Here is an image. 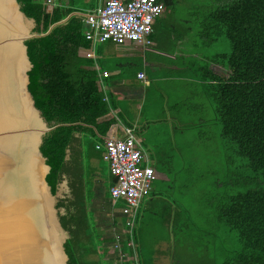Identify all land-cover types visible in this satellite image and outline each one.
<instances>
[{
  "label": "trees",
  "instance_id": "obj_1",
  "mask_svg": "<svg viewBox=\"0 0 264 264\" xmlns=\"http://www.w3.org/2000/svg\"><path fill=\"white\" fill-rule=\"evenodd\" d=\"M18 1L26 16L36 21L37 33L48 32L73 12L63 7L48 12V0ZM157 1L165 11L178 2ZM190 1L194 2L188 6L191 22L181 21L182 25L189 24L182 36L197 29L206 48L222 40L230 46L228 52L212 58V62L227 68V74L211 72L210 76L216 81L211 98L224 140L220 150L228 146V164L223 172L222 156V165L219 161L215 166L195 167V172L216 181H208L212 185L205 188L204 196L190 199L194 211L178 201V211L172 214L166 206L169 211L161 217L174 225L175 258L181 262L264 264V0ZM87 29L82 20L72 18L47 36L26 42L33 65L28 72V90L36 108L55 128L40 147L50 167L46 180L52 194H57L65 175L69 178L71 196L57 204V208L66 210L60 223L69 234L64 244L68 264H109L106 258L112 253L102 247L106 240L95 227L89 209L93 194L86 192L83 168L70 167L66 161L76 133L86 132L100 141L113 124ZM98 152L103 155L102 149ZM240 160L244 161L242 165H234ZM186 169L189 171V167ZM225 173L230 177L227 180H223ZM113 179L109 193L116 182ZM219 238L232 240L239 247L225 249ZM130 240L138 245L139 264H151L155 253L145 242L144 247L139 243L137 227L124 243L125 251L132 252Z\"/></svg>",
  "mask_w": 264,
  "mask_h": 264
},
{
  "label": "crops",
  "instance_id": "obj_2",
  "mask_svg": "<svg viewBox=\"0 0 264 264\" xmlns=\"http://www.w3.org/2000/svg\"><path fill=\"white\" fill-rule=\"evenodd\" d=\"M103 1L51 0L48 12L56 7L70 8L73 12L68 21L78 18L86 24L87 15L94 14ZM190 3V0H178L174 8L164 11L154 24L150 44L90 40L95 69L113 124L100 141L86 132L76 133L66 161L70 167L83 168L86 192L93 194L89 209L95 227L106 240L102 247L112 253L106 258L109 264H139L138 245L130 240L132 252L125 251L124 243L130 235L128 217L122 212L126 203L111 199L108 188L114 176L104 154L98 152V144L110 138H124L131 131L137 147L149 158L146 163L156 170L152 192L140 203L136 217L139 243L144 247L145 242L155 253L151 264H189L175 258L174 225L161 216L169 211L166 206H170L172 214L179 210L178 193L186 194L191 206L194 202L190 199L202 197L205 188L211 187L208 181H216L215 177L206 179L197 171L191 174L186 168L215 166L222 157L220 144L199 142L219 124L211 98L216 81L210 76L211 72L227 74V68L212 62L213 57L226 52V47L223 41H217L210 47L217 48L216 53L211 54L197 29L182 36L189 24L182 25L181 21L191 22L188 21ZM87 27L86 33L90 30ZM205 180L206 185L196 184Z\"/></svg>",
  "mask_w": 264,
  "mask_h": 264
},
{
  "label": "water",
  "instance_id": "obj_3",
  "mask_svg": "<svg viewBox=\"0 0 264 264\" xmlns=\"http://www.w3.org/2000/svg\"><path fill=\"white\" fill-rule=\"evenodd\" d=\"M67 21L68 17L48 32L37 33L36 21L26 16L18 0H0V264H61L63 256L68 264L64 244L69 235L63 237L62 256L57 249L61 234L53 224L57 194L47 183L50 167L40 150L45 136L55 128L36 108L28 90L33 65L26 46L27 41L45 37ZM27 66L25 90L38 116L28 107L22 89V71ZM37 141L45 167L33 150Z\"/></svg>",
  "mask_w": 264,
  "mask_h": 264
},
{
  "label": "built area",
  "instance_id": "obj_4",
  "mask_svg": "<svg viewBox=\"0 0 264 264\" xmlns=\"http://www.w3.org/2000/svg\"><path fill=\"white\" fill-rule=\"evenodd\" d=\"M50 3L51 0H48L46 5L49 7ZM164 11V5L157 0H104L101 7L85 19L90 28L86 37L96 43L112 41L121 44L129 41L150 44L154 24ZM139 77L144 78V74ZM96 148L103 150L116 179L110 189L112 201L126 203L122 212L128 217L126 224L132 236L138 207L152 192L157 179L156 170L146 163L149 158L137 147L131 131L124 138L106 139Z\"/></svg>",
  "mask_w": 264,
  "mask_h": 264
},
{
  "label": "rangeland",
  "instance_id": "obj_5",
  "mask_svg": "<svg viewBox=\"0 0 264 264\" xmlns=\"http://www.w3.org/2000/svg\"><path fill=\"white\" fill-rule=\"evenodd\" d=\"M194 1H199V0H194ZM194 2H191V4H193ZM183 9L186 8L187 6H182ZM180 11L182 12L183 10L180 9ZM173 13H175L173 11ZM177 13H180V12H177ZM222 41H225L223 42V46L226 47V51L228 52L229 49H230V46H229V42L226 40H222ZM218 47V45H217ZM216 49L217 48H210L208 49L207 51H210L211 54H215L216 53ZM52 127V126H51ZM221 130H222V127L221 125H217V127L214 128V132L210 131L209 133L205 134L203 137H202V140L199 142V144L202 143H211V142H216L218 144H220L218 147L221 148L223 143H224V140L222 139L221 137ZM213 133V134H212ZM208 137V139H206ZM201 139V138H200ZM39 146V145H38ZM229 153V150H228V146H224V148H222V156H223V159L225 161V168L224 166L220 167L223 169V172L226 171V168H227V154ZM243 160H240L238 162H236V164L234 163V165H242L243 164ZM219 164L222 165V162L220 160ZM204 166H199V168H203ZM172 168H177V170H179V167H172ZM176 170V169H175ZM189 172H191V174L195 173V165H192L189 167ZM222 177V176H221ZM67 177L64 176L63 177V180L60 182V184L58 185V190H57V196H56V200L53 201V209H54V215H55V219L56 221H60V216L61 215H64L66 213V210L64 208H57V204L60 200L66 198V197H69V189L67 187ZM227 178H230L227 173H225V176H223V180H227ZM206 183V180L203 181ZM203 184V185H206V184ZM198 185H201V183H199ZM212 185V183L210 184ZM239 187V186H238ZM246 187H241L240 190H244ZM207 191V190H206ZM187 192V191H186ZM189 193V192H188ZM205 193V191H204ZM204 193H203V196H204ZM186 194H183V193H178V201L179 202H182L184 205L187 204V206L190 207V209L192 211H194V208L192 206H190L188 202V197L185 196ZM186 197V198H185ZM196 205V204H195ZM69 234L68 233H65L64 234V237L66 238ZM218 240L219 241V244L223 245L225 249H236L239 247V244H237V246H235V243L232 242V240H227V239H224V238H219ZM203 264H204V260H203Z\"/></svg>",
  "mask_w": 264,
  "mask_h": 264
},
{
  "label": "bare ground",
  "instance_id": "obj_6",
  "mask_svg": "<svg viewBox=\"0 0 264 264\" xmlns=\"http://www.w3.org/2000/svg\"><path fill=\"white\" fill-rule=\"evenodd\" d=\"M20 45V44H19ZM20 47H21V50H22V54H23V60L27 63V61H26V58H25V54H24V48L22 47V45H20ZM28 69V66L22 71V77H23V83H22V89H23V92H24V94H25V96H26V98H27V101H28V103H27V105H28V107L31 109V110H33L32 109V107H31V101H30V99H29V97H28V95H27V93H26V90H25V86H26V70ZM34 111V110H33ZM35 112V111H34ZM36 113V112H35ZM36 115L38 116V114L36 113ZM37 148H38V141L36 142V144L33 146V150L39 155V153H38V151H37ZM39 157H40V155H39ZM40 159H41V164L44 166V162H43V159L40 157ZM45 167V166H44ZM46 173V172H45ZM45 173H43L42 174V182H43V176H44V174ZM53 224H54V228L56 229V230H58L59 232H60V234H61V238H60V240L58 241V243H57V249H58V251H59V253L63 256V253H62V249H61V246H62V242H63V237H64V232L59 228V226H58V224H57V222H56V220H55V218H54V216H53ZM61 264H65V257L63 256V260H61Z\"/></svg>",
  "mask_w": 264,
  "mask_h": 264
}]
</instances>
